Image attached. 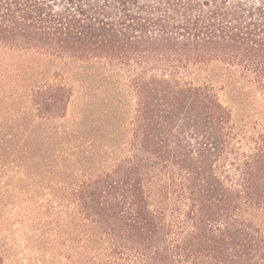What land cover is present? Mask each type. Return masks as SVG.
Returning <instances> with one entry per match:
<instances>
[{
  "label": "trees",
  "instance_id": "1",
  "mask_svg": "<svg viewBox=\"0 0 264 264\" xmlns=\"http://www.w3.org/2000/svg\"><path fill=\"white\" fill-rule=\"evenodd\" d=\"M0 51L31 264H264V0H0Z\"/></svg>",
  "mask_w": 264,
  "mask_h": 264
},
{
  "label": "rangeland",
  "instance_id": "2",
  "mask_svg": "<svg viewBox=\"0 0 264 264\" xmlns=\"http://www.w3.org/2000/svg\"><path fill=\"white\" fill-rule=\"evenodd\" d=\"M30 63L33 61L21 54L0 51V64H3L9 75L13 71L25 69ZM5 75L6 73H0V76ZM2 91L0 87V243L7 251L9 250L8 255L11 258H21L25 264H31L30 259H34L37 250L28 239L35 233V229L31 230L29 226L32 222L31 214L39 212V209L32 206L30 199L32 192L28 190L27 185L29 178L26 179L25 175L27 169L18 168L15 160V154L20 155L18 147L27 145L22 137L26 136L25 130L30 128L29 119H19L16 109L29 105V99L25 103H13L4 97ZM223 97L238 110L240 107L238 101L250 100L252 92L243 83L229 79ZM77 105V102H73L72 109L74 110ZM58 125L59 121L48 125L39 124L37 129L43 132L46 129L57 128ZM38 198V202L45 200L43 196ZM61 259V262L65 261V258Z\"/></svg>",
  "mask_w": 264,
  "mask_h": 264
}]
</instances>
